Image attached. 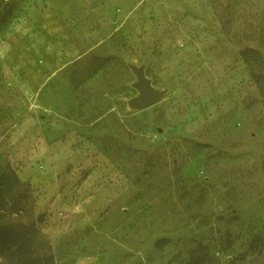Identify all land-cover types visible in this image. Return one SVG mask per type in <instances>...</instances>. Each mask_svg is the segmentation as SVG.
I'll return each instance as SVG.
<instances>
[{
  "label": "rangeland",
  "instance_id": "1",
  "mask_svg": "<svg viewBox=\"0 0 264 264\" xmlns=\"http://www.w3.org/2000/svg\"><path fill=\"white\" fill-rule=\"evenodd\" d=\"M52 1L0 0V174L30 185L38 254L264 264V0Z\"/></svg>",
  "mask_w": 264,
  "mask_h": 264
},
{
  "label": "trees",
  "instance_id": "2",
  "mask_svg": "<svg viewBox=\"0 0 264 264\" xmlns=\"http://www.w3.org/2000/svg\"><path fill=\"white\" fill-rule=\"evenodd\" d=\"M4 10L0 12V27L5 22ZM244 61L250 66V60L260 59V53L251 49L243 52ZM252 78L260 90L264 89L263 75L252 69ZM30 185L19 180L9 165L0 174V256L2 264H54L49 253H39L41 248L48 251L45 240L36 227L28 220L32 204ZM8 214L25 217L22 221L8 219Z\"/></svg>",
  "mask_w": 264,
  "mask_h": 264
},
{
  "label": "water",
  "instance_id": "3",
  "mask_svg": "<svg viewBox=\"0 0 264 264\" xmlns=\"http://www.w3.org/2000/svg\"><path fill=\"white\" fill-rule=\"evenodd\" d=\"M136 75L138 78L136 87L139 90V95L130 100V105L139 109L155 105L160 101L164 92L154 88L142 71L138 72Z\"/></svg>",
  "mask_w": 264,
  "mask_h": 264
},
{
  "label": "crops",
  "instance_id": "4",
  "mask_svg": "<svg viewBox=\"0 0 264 264\" xmlns=\"http://www.w3.org/2000/svg\"><path fill=\"white\" fill-rule=\"evenodd\" d=\"M49 5L51 6V9L54 12H57L61 18H66L67 15L64 12V8L61 6L59 0L52 1Z\"/></svg>",
  "mask_w": 264,
  "mask_h": 264
}]
</instances>
